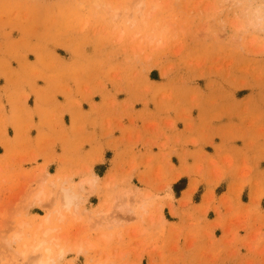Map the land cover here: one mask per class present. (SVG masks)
Instances as JSON below:
<instances>
[{
	"label": "rangeland",
	"instance_id": "obj_1",
	"mask_svg": "<svg viewBox=\"0 0 264 264\" xmlns=\"http://www.w3.org/2000/svg\"><path fill=\"white\" fill-rule=\"evenodd\" d=\"M47 247L264 264V0H0V264Z\"/></svg>",
	"mask_w": 264,
	"mask_h": 264
},
{
	"label": "bare ground",
	"instance_id": "obj_2",
	"mask_svg": "<svg viewBox=\"0 0 264 264\" xmlns=\"http://www.w3.org/2000/svg\"><path fill=\"white\" fill-rule=\"evenodd\" d=\"M63 203H64V208L68 209L69 208V204H70V196L68 195V193L64 192L63 194ZM56 243V242H55ZM41 243H37L33 246V249H37V248H40L41 249ZM43 249V248H42ZM42 252H45V253H42ZM42 252H40L39 254H37L35 257H34V262L35 264H49V262L51 261V257H50V248L47 247V248H44L42 250ZM22 253H24V250H22ZM46 255L45 257L43 256ZM44 257V258H43Z\"/></svg>",
	"mask_w": 264,
	"mask_h": 264
}]
</instances>
